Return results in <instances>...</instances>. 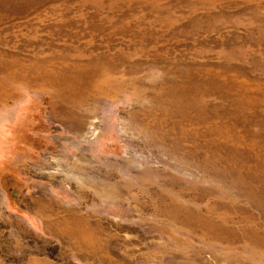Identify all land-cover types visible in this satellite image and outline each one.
Instances as JSON below:
<instances>
[{
    "label": "rangeland",
    "instance_id": "rangeland-1",
    "mask_svg": "<svg viewBox=\"0 0 264 264\" xmlns=\"http://www.w3.org/2000/svg\"><path fill=\"white\" fill-rule=\"evenodd\" d=\"M0 264H264V0H0Z\"/></svg>",
    "mask_w": 264,
    "mask_h": 264
}]
</instances>
